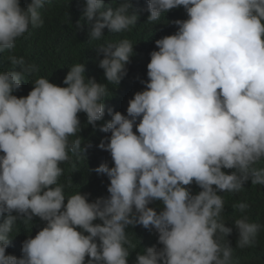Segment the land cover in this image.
<instances>
[{
  "label": "clouds",
  "instance_id": "9594fccd",
  "mask_svg": "<svg viewBox=\"0 0 264 264\" xmlns=\"http://www.w3.org/2000/svg\"><path fill=\"white\" fill-rule=\"evenodd\" d=\"M48 3L0 0V53H10L11 65L0 71V264H127L135 246L126 229L136 225L155 232L160 247H144L133 264H233L222 193L241 192L248 181L264 186V0H146L140 11L151 25L180 7L186 18L154 41L147 79L125 113L104 101L107 85L127 75L134 44L100 41L136 25L131 0H84L75 23L89 43L100 42L107 83L86 77L81 62L68 67L64 86L38 77L26 96L13 94L39 69L11 53L43 26ZM81 112L110 133L97 147L112 165L93 169L107 177V195L93 200L66 196L59 183L69 152L84 157L92 147L81 146ZM233 208L241 213L232 221L236 247H250L264 226L249 219L247 203ZM33 217L45 225L21 242L19 257L7 254L13 226Z\"/></svg>",
  "mask_w": 264,
  "mask_h": 264
},
{
  "label": "trees",
  "instance_id": "16d2710c",
  "mask_svg": "<svg viewBox=\"0 0 264 264\" xmlns=\"http://www.w3.org/2000/svg\"><path fill=\"white\" fill-rule=\"evenodd\" d=\"M29 2L30 0H20L22 7ZM109 2L110 0H105L106 4ZM131 2L134 5V10L139 13L136 25L130 31L106 33L103 40L100 41H118L126 38L134 44L135 54L126 65L127 75L117 87L112 84L107 85L109 98L104 101L106 108L112 107L114 111L121 113H125L127 102L133 93L143 88L139 80L147 79L146 65L150 59L149 53L156 47L154 41L164 35L174 33L176 29L171 21L186 18L185 11L180 7L165 14L164 21L167 23L161 21L151 25L145 22L148 13L140 11L145 8L146 0H131ZM83 4L84 0H50V3L40 10L44 20L43 26L30 29L29 33L17 40L16 48L11 54L24 57L27 63L35 64L39 70L26 76V81H22L21 89L14 92V95L26 96L33 86L31 81L38 77H48L50 82L64 86L62 81L69 70L68 67L81 62L85 66L86 77L95 78L97 82L107 83L104 81L103 69L98 67V60L103 58L102 54L98 55L95 50L96 44L100 42L89 43L86 27L77 30L75 26L76 21L80 19ZM9 54L7 51L0 53V71L11 67L6 60ZM78 116L81 121V131L79 132L82 139L81 146L84 147L88 142H91L92 147L87 148L83 154L85 158L78 153L69 152L71 159L61 165L64 174L59 178V183L66 185V196L80 191L81 193H90L88 199L93 200L107 195V177L98 175L93 169L105 161L109 163V166L112 165L109 153L97 147L101 138L110 135V133L100 132L98 128L94 130L91 125L87 124L86 115L83 112ZM108 119L110 117L106 112L104 120ZM97 123L100 124L103 121ZM72 139L75 137H71L70 141ZM244 186V189L238 193H222L225 200V224L233 229L227 237L234 249L233 264H264V227L252 246L243 249L236 247L237 232L232 221L238 218L241 213L233 208L234 204L247 203L249 219L264 226V186L252 185L250 181L246 182ZM190 187L193 193L200 190L195 184ZM158 204L159 202H156L150 206L156 207V210L159 211ZM97 222L100 221H94V223ZM44 225L45 222L38 217H33L32 223L17 221L13 226L11 233L13 237L6 253L19 257L21 242L29 236H35L36 232ZM126 231L130 242L135 246L129 249L127 264H133L137 252L143 253L144 247L153 245L160 247L155 232H150L139 225L128 226Z\"/></svg>",
  "mask_w": 264,
  "mask_h": 264
}]
</instances>
